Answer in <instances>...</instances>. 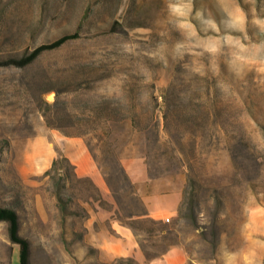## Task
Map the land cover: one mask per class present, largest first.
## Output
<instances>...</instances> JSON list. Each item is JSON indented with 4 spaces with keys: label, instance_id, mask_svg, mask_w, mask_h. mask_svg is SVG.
I'll return each instance as SVG.
<instances>
[{
    "label": "rangeland",
    "instance_id": "374dc122",
    "mask_svg": "<svg viewBox=\"0 0 264 264\" xmlns=\"http://www.w3.org/2000/svg\"><path fill=\"white\" fill-rule=\"evenodd\" d=\"M0 206L31 264H264V0H0Z\"/></svg>",
    "mask_w": 264,
    "mask_h": 264
},
{
    "label": "trees",
    "instance_id": "16d2710c",
    "mask_svg": "<svg viewBox=\"0 0 264 264\" xmlns=\"http://www.w3.org/2000/svg\"><path fill=\"white\" fill-rule=\"evenodd\" d=\"M78 38H80L78 33L65 35L54 42L39 46L20 59H12L8 61L7 64L15 65L20 68L27 67L45 52L56 50ZM0 223H6L9 225L10 240L13 244L19 247L18 264H31V243L20 233L21 224L18 213L12 208L0 206Z\"/></svg>",
    "mask_w": 264,
    "mask_h": 264
},
{
    "label": "crops",
    "instance_id": "0c3cea01",
    "mask_svg": "<svg viewBox=\"0 0 264 264\" xmlns=\"http://www.w3.org/2000/svg\"><path fill=\"white\" fill-rule=\"evenodd\" d=\"M158 197L157 195H149L145 199L148 217H156L159 214L174 215L177 212L181 200L179 193H172L160 199ZM148 264H189V256L184 248L172 246L159 258L150 261Z\"/></svg>",
    "mask_w": 264,
    "mask_h": 264
}]
</instances>
